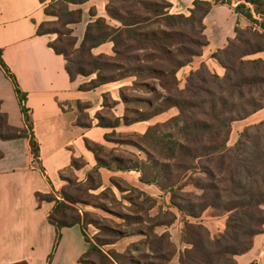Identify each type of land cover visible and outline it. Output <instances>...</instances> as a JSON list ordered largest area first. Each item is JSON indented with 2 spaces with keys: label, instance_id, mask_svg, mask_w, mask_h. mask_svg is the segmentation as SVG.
<instances>
[{
  "label": "trees",
  "instance_id": "obj_1",
  "mask_svg": "<svg viewBox=\"0 0 264 264\" xmlns=\"http://www.w3.org/2000/svg\"><path fill=\"white\" fill-rule=\"evenodd\" d=\"M40 1L45 3L47 0ZM89 1L51 0L45 7V13L56 17V20L42 22L38 33L57 34L49 45L65 58L72 81L80 76L96 75L81 83L79 90H95L130 75L160 81L166 94L160 93L157 85L152 86L153 94L159 98V107L137 118L125 116L123 120L126 125L149 121L176 107L179 110L177 115L164 123L150 125L143 136L154 151L168 160L157 161L148 152L151 161L130 169L142 173L143 183L155 184L163 193H170L173 205L195 219L209 208L229 213L225 230L217 236H213L202 222L186 218L184 238L189 246L180 251L179 264H238L237 257L250 251L255 237L264 233V142L256 141L250 133L255 129L256 136L260 138L264 120L248 125L238 141L229 145L233 123L246 120L264 109V0H195L190 15L172 13L173 4L169 0H151L145 4L153 16L145 17L133 9L137 0H117L123 2L120 7L108 4L107 11L121 25H111L105 17L98 15L96 8H91L90 15L95 18L87 24L82 43L77 47L78 36L71 25L83 22V5ZM220 4L232 7L239 18H245L248 23L243 26L239 20L235 36L228 38L226 45L212 54L224 68V74L211 70L203 62L199 68L190 71L182 88L178 71L190 65L195 57L203 55L210 43L205 33V18L214 5ZM151 20L163 21L169 30L143 31L141 25ZM107 41L114 43L118 56L128 60H139L138 56L131 54L135 49H152L154 52L142 59L157 63L149 68H137L136 74H129L133 69H128L109 75L117 71L114 70L117 63L104 54L95 55L93 52ZM0 68L15 83L27 124L32 129L25 104L27 94L20 89L15 75L1 57ZM122 99L129 101L123 94ZM145 102L150 107L155 106L153 101ZM88 107V102L77 101L79 123L84 127H92L91 123L80 121ZM100 120L98 125L101 127L118 126L102 122L103 118ZM161 128L175 129L180 138H175L172 132L164 134ZM25 132L18 134L17 129L9 124L7 115L0 111L1 138L11 139ZM86 144L99 158L95 150L98 145L88 140ZM31 145L35 156L39 157L40 145L35 135L31 137ZM185 175L186 183L181 186L178 182ZM187 185H193L200 194L185 192L183 189ZM37 196L39 201L55 203L49 215L51 223L59 227L81 223V216L73 214L75 201L72 198L63 196L64 200H59L53 192L38 193ZM145 199L156 200L151 196ZM176 217L174 214L173 220ZM159 239L158 246L151 242V249L158 253V259L162 261L159 264H170L177 252L176 246L168 232ZM91 250L99 253L101 264L111 263V258L98 246H91ZM83 261L88 264L85 258ZM148 264L158 263L152 261Z\"/></svg>",
  "mask_w": 264,
  "mask_h": 264
},
{
  "label": "rangeland",
  "instance_id": "obj_2",
  "mask_svg": "<svg viewBox=\"0 0 264 264\" xmlns=\"http://www.w3.org/2000/svg\"><path fill=\"white\" fill-rule=\"evenodd\" d=\"M149 1L151 0H137L133 4V9L142 17L153 16L145 4ZM50 3L51 0H47L45 5ZM122 3V1L117 0H90L83 5L85 10L84 25L87 27V24L94 20L95 17L90 15V9L96 8L98 15L105 17L108 23L116 27L120 26L121 23L108 14L107 7L110 4L118 8ZM50 19L56 20V17L50 16ZM154 20L141 25L143 31L169 30L163 21L154 22ZM247 23L245 18L241 20V25L246 26ZM71 27L74 28L75 35L78 36L77 47H79L85 34L82 29L83 25L79 27L78 24H72ZM54 35L57 38V34ZM113 46L112 41H107L93 50L95 55L104 54L108 59L117 63V67L114 69L117 71L110 72L109 75L128 69H133L129 74H136L137 68H149L157 63L142 59L148 53L154 52L152 49H135L131 54L138 56L139 60H128L118 56ZM257 56L260 55L255 57ZM204 60H210V56L195 57L190 65L178 71L182 88L186 85L190 71L199 68L201 63H206ZM215 64L217 68L219 67L223 71L224 68L221 65L216 61ZM208 66L211 70L218 72L213 64H208ZM94 77L96 75L80 76L84 82ZM159 82L158 79L139 78L136 75H130L119 81L102 85L95 93L96 103L100 101L99 105L96 106L97 111L86 110L80 121L89 122L93 126L94 121L98 125L100 119L103 118L102 122H112L118 126L106 128L107 132L105 133L100 127L91 131L84 128L81 133L72 130V128L67 129L58 135L57 147L50 149V146H46L44 157L45 166L48 169L49 184L50 181L55 185L62 180L64 181L62 187L57 192H53V195L59 200H64L63 196H65L75 201L73 214L81 216V223L91 246H98L100 250L106 253L111 258L109 264H148L152 261L161 263L162 261L158 259V253L152 251L151 245L156 244L158 246L159 238L165 232L170 234V240L177 249L170 264H179L180 251L189 246L184 238V221L186 218L192 222H202L209 228L213 236H217L225 230L228 220L229 213L220 212L214 208L204 211L198 219L183 213L173 205L170 193H163L155 184L143 183L141 181L142 173L136 169H130L137 165L142 167L144 162L151 161L148 152L157 161L168 160L154 151L143 136L150 125L164 123L177 115L179 110L176 107L153 117L148 122L142 121L126 125L123 120L125 116L131 119L137 118L140 114L148 113L157 106L159 107V98L152 92V86L157 85L158 91L166 94ZM122 94L129 99L128 102L122 99ZM148 100L153 101L155 106H148V103L145 102ZM118 118L120 119L119 123ZM263 120L264 111L252 115L246 120L234 122L233 131L235 132L231 134L229 145H234L238 141L241 133L248 125ZM161 130L164 134L172 132L175 138H180L175 129L161 128ZM25 131L27 132V130ZM251 132L256 141L264 142V128L260 138L256 136L255 129H251ZM87 140L98 145L95 150L99 158L87 147ZM80 152L85 158H72L73 155L77 156ZM34 157L38 158L35 155ZM74 159H76L75 162ZM41 168L45 171L42 166ZM195 176H200V174ZM32 179L34 184L43 189L49 186L40 171L33 172ZM186 180L187 176L185 175L180 178L178 184L182 186ZM183 190L200 194V191L193 185H187ZM146 196H151L156 200L145 199ZM174 214L177 216L175 220H173ZM84 258L88 264H101L100 255L96 251H89Z\"/></svg>",
  "mask_w": 264,
  "mask_h": 264
},
{
  "label": "crops",
  "instance_id": "obj_3",
  "mask_svg": "<svg viewBox=\"0 0 264 264\" xmlns=\"http://www.w3.org/2000/svg\"><path fill=\"white\" fill-rule=\"evenodd\" d=\"M169 1L173 4L172 13L189 14L195 0ZM45 7L40 0H0V57L27 94L25 104L32 127L27 124L15 83L0 68V111L7 115L18 134L27 130L11 139L0 137V264H86L83 258L91 247L82 223L62 227L51 223L49 215L55 203L39 201L37 196L57 192L64 183L62 180L55 185L50 181V185L45 166V151L48 146H58V135L71 128L78 133L97 127L107 132L95 121L92 127L79 123L77 101L88 102L90 107L86 110L97 111L100 101L96 103L95 93L99 88L79 90L84 80L79 77L72 81L65 58L49 45L56 36L38 33L40 24L52 19ZM242 19L227 4L214 5L205 18L210 43L200 57L209 55L210 60L204 61L213 64L220 74L224 69L217 68L212 54L235 36V26ZM78 25H83L84 33V21ZM32 135L40 145L38 158L34 157ZM82 155L80 152L72 158H85ZM35 171H40L48 182L46 189L34 184ZM237 261L264 264V233L255 237L252 249L239 255Z\"/></svg>",
  "mask_w": 264,
  "mask_h": 264
}]
</instances>
